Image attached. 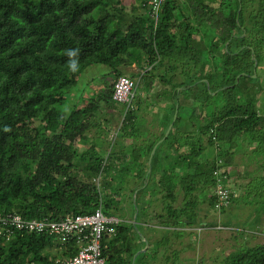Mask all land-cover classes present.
Returning a JSON list of instances; mask_svg holds the SVG:
<instances>
[{
	"label": "trees",
	"instance_id": "obj_1",
	"mask_svg": "<svg viewBox=\"0 0 264 264\" xmlns=\"http://www.w3.org/2000/svg\"><path fill=\"white\" fill-rule=\"evenodd\" d=\"M136 3L0 0V214L63 220L102 205L105 215L122 219L102 240L108 264H133L152 218L149 199L158 193L164 212L152 216L169 231L200 223L211 228L213 223L198 221L194 208L208 195L214 210L237 204L235 179L248 178L245 199L264 194V105L257 103L264 93V0H165L158 13L152 0ZM133 63L143 72L129 77L139 78L145 98L136 94L131 105L116 102L114 84ZM99 64L110 68L105 86L90 99L82 93L65 112L83 72ZM119 105L122 140L106 138L104 163L102 155L82 145L92 141L98 114ZM177 105L172 129L149 164ZM149 107L158 109L159 117L146 126L139 112ZM125 139L134 141L126 145ZM246 153H252L250 163L237 166V156L242 160ZM217 170L230 190L229 204L221 207L214 192ZM130 171L136 181L123 199L116 174ZM255 175H262L263 192L251 180ZM101 177L106 180L99 183ZM179 189L184 201L177 206ZM248 219L253 228H242L243 236L257 232L258 220ZM56 247L61 244L47 234H0V264H54L78 250L75 241ZM149 248L134 264H148ZM223 264H264V242L239 245Z\"/></svg>",
	"mask_w": 264,
	"mask_h": 264
},
{
	"label": "rangeland",
	"instance_id": "obj_2",
	"mask_svg": "<svg viewBox=\"0 0 264 264\" xmlns=\"http://www.w3.org/2000/svg\"><path fill=\"white\" fill-rule=\"evenodd\" d=\"M136 1L137 0H122V3L126 6H130L132 4H137ZM206 40H209L207 42H210V37H208ZM138 68L140 67L138 66ZM109 73H110V68L107 65L99 64L87 68L86 71L83 72V74L81 75L79 80L80 82L78 83V85H76L74 89V95L69 97L67 101V105L64 106V111L69 112L71 108L74 107V102H76V99L77 101L78 99H80L81 97L80 95L82 93L85 95V97L89 99L95 97L98 91L107 83L106 81L108 80L107 77ZM189 73L190 72L188 73L184 72V74L187 76ZM177 76H179V78H183L179 74H177ZM253 76H255V73L253 74ZM137 80L138 78H136L135 97L136 94H138L137 99L139 98V96L141 98H145V94H146L145 88L143 89L141 86H139ZM157 89H159V87ZM257 103L258 105L261 104L264 105V93L259 96ZM154 109H155L154 107L141 109L139 113L142 116L141 118H139V122L143 123L144 119H146L145 121L146 126H150L156 123L159 116L156 114L158 112V109H156V113L154 112ZM123 110H124V106L119 105L116 109L114 108L106 109L105 111L106 114H103L102 112L98 114L99 116L102 115L100 116L101 117L100 122L96 124L94 128L95 132L90 134L91 137L89 139L92 141L88 140L83 143V145L84 144L86 145L84 151L86 152L89 151V153L90 152L99 153V155H102V157H104V163H105L108 155L107 139L109 141L111 140L112 142L118 140L117 138L120 139L117 133L119 130V126L121 125L123 120V115H124ZM107 132H108V136H107ZM121 140L122 139H120V141ZM94 146L95 148H93ZM117 150H120V148H117ZM87 155L90 154L87 153ZM251 155L252 153L244 154L242 157V162H246V163L250 162ZM237 161L240 162V154L237 156ZM104 163L102 164L104 165ZM250 167L252 169L253 165H251ZM130 172H131L130 175L123 173L116 174L117 180L115 186H117V188L120 187L118 191H120L119 192L120 194L123 193L120 195L123 199L125 198L124 196H127L129 194L128 192L131 191L133 187L132 182L133 180H135L134 171H130ZM255 176L252 179L254 181L253 183L256 186L257 185L260 186L261 188L260 191L263 192L262 175L260 176L255 175ZM103 180H106L105 177H101L99 179V183L103 182ZM235 180H236L235 183L239 182L241 183V185H245L249 181L248 178L235 179ZM231 187L238 189L237 195L239 194L238 196L239 202L237 204H233L222 211L214 210V208L208 201L209 199L208 198L209 195H208L204 201H202L201 199L198 206L194 208L200 220L204 218L207 221V223L208 222L213 223V226L211 228L205 229L201 227L202 225H197L196 227H190V228L187 227L186 229L188 232L192 231L190 232V235L187 234V232L184 230L178 231V228L176 229L175 227L173 229L171 228L170 229L171 231H169L168 228L162 227V229L155 230V233L152 232L153 237L150 238L151 239L150 245L149 243L147 244L148 241L147 242L145 241V245L143 248L146 251L149 248L148 245L150 246L148 250L149 253L147 254L146 257L148 264H223L224 257L239 245L243 244L244 246L247 244L252 245V244L264 242V211L261 210V207H263L261 206L262 205L261 203L264 202V194L263 196H261V193L259 192L260 194H257V197H255L251 193V195H253L254 197L253 198L249 197L248 199H245L244 196H242V192H241L243 188L240 191V188L234 187V185H232ZM177 192L178 194L176 200L174 201V204L180 206L184 201V193L182 192L181 189H179V191ZM134 193L135 196L137 193L136 191ZM155 198L159 200L158 204L161 207L162 206L161 200L163 199L162 194L158 193ZM152 199L153 198L149 200L151 206L153 207L155 206V200L153 201ZM257 202L259 203L258 205ZM190 205L192 206L193 204L191 203ZM204 211L207 213V215L204 214L205 213ZM118 214L119 213H117V215ZM248 218H253L252 220H254L255 218V221L258 220V223L256 224L258 227L257 229L258 231L256 233L247 231L243 236V234L240 233V230H242V228L243 229L244 227H248L247 229H249V227L253 228L252 223H254V221L250 220L248 224L246 220ZM226 222L229 223H227V225H224V223ZM188 244L190 246H188ZM187 246L189 248L192 247V249H188Z\"/></svg>",
	"mask_w": 264,
	"mask_h": 264
},
{
	"label": "built area",
	"instance_id": "obj_3",
	"mask_svg": "<svg viewBox=\"0 0 264 264\" xmlns=\"http://www.w3.org/2000/svg\"><path fill=\"white\" fill-rule=\"evenodd\" d=\"M154 13H158L159 7L165 0H152ZM136 81L127 76L118 77L114 84L113 99L116 102L131 105L135 96ZM218 183L215 191L218 200L216 207L229 204V186L221 183L225 178L220 171H215ZM120 219L107 216L100 205L92 213L70 214L63 220L26 219L19 213L0 214V234H13L19 231L27 233L47 234L60 242V250L64 249L70 241H75L77 252L72 256H62L54 261V264H108L103 255L102 240L105 232L115 233V226ZM7 240L9 236L6 237ZM36 264V263H33Z\"/></svg>",
	"mask_w": 264,
	"mask_h": 264
},
{
	"label": "crops",
	"instance_id": "obj_4",
	"mask_svg": "<svg viewBox=\"0 0 264 264\" xmlns=\"http://www.w3.org/2000/svg\"><path fill=\"white\" fill-rule=\"evenodd\" d=\"M161 70L163 69V68H160ZM159 69V70H160ZM124 72H125V74L126 75H128V76H132V77H134V75H136V76H138V74L140 73V72H143V70L141 69V68H138V65L136 64V63H133L132 65H130V66H127L126 68H125V70H124ZM138 78V77H137ZM139 79V78H138ZM142 109V108H141ZM130 141L131 142H133L134 140H132V139H125V144L126 145H128V144H130ZM136 141V140H135ZM146 140H143L142 142H141V144H140V147H141V153H143V152H145V144H146ZM83 146V148H86V145L84 144V145H82ZM238 162V161H237ZM148 163H149V161H148ZM246 163V162H245ZM248 163H250V162H248ZM241 165V164H243V162H242V160H241V158H240V162H238V164H237V166L238 165ZM251 165H253V168L251 169V167H249L250 168V170H254V169H256V167H257V164L254 162V163H251L250 164V166ZM236 175V174H235ZM253 178L251 177V180H252ZM253 181V180H252ZM237 185H239V183L237 184ZM246 185V184H245ZM245 185H241V183H240V191L242 190V188H246L245 187ZM242 192V191H241ZM158 201L159 200H157V199H155V206H151L150 208H149V211H150V216L152 217V218H150V222H149V224H150V226L149 227H143L144 229H143V233H142V239L144 240V241H148L149 242V244H150V242H151V239L150 238H152L153 237V233L152 232H154L155 233V230H159V229H162V227L163 226H161V225H157L156 224V219H154L153 218V214H156V213H160V212H164V203H163V200H161V202H162V206L160 207L159 206V204H158ZM183 203V202H182ZM205 212V211H204ZM203 214V213H202ZM205 215H207V213L205 212L204 213ZM137 216V214H135L134 216H133V221H135L134 220V217H136ZM198 221H200V219H198ZM201 222H203V224H205V223H207V221L204 219V218H202V220H201ZM201 224V223H200ZM199 224V225H200ZM197 226V224L196 225H194V226H190V227H196ZM187 227H189V226H185V227H178L180 230H184V231H186L187 232V234H189L190 235V233L187 231ZM189 227V228H190ZM164 228H167V227H164ZM172 229H173V227H171ZM170 228V229H171ZM258 229V228H257ZM165 230V229H164ZM258 231V230H257ZM153 240V239H152ZM180 246H183V245H180ZM188 246H190L189 244H188ZM187 246V247H188ZM188 249H192V247H188Z\"/></svg>",
	"mask_w": 264,
	"mask_h": 264
},
{
	"label": "water",
	"instance_id": "obj_5",
	"mask_svg": "<svg viewBox=\"0 0 264 264\" xmlns=\"http://www.w3.org/2000/svg\"><path fill=\"white\" fill-rule=\"evenodd\" d=\"M256 64H257V62H256ZM255 76H256V73H255ZM177 114H178V105H177L176 112H175V114H174L173 122L169 125V127H168V129H167V131H166V133H165V135H164V137H162V139H161V140H160V141L154 146L153 150L151 151V154H150V157H149V164H151V162H152V158H153V156H154V154H155V151H156V148H157L158 144H159L160 142H162V141L165 139V137H167L168 134L170 133V131H171V129H172V126H173V124H174V121H175L176 118H177ZM134 220L136 221V217H134ZM146 242H147V240H146ZM147 244H148V242H147ZM141 251H145V249H141L140 251H138V252L136 253V255L134 256L133 264H134V262H135V258H136V256H137V254H139Z\"/></svg>",
	"mask_w": 264,
	"mask_h": 264
},
{
	"label": "clouds",
	"instance_id": "obj_6",
	"mask_svg": "<svg viewBox=\"0 0 264 264\" xmlns=\"http://www.w3.org/2000/svg\"><path fill=\"white\" fill-rule=\"evenodd\" d=\"M114 217H117V218H119L118 216H114ZM119 219H120V218H119ZM121 221H122V219H120V222H121ZM120 222H119V223H120ZM133 222H134V223H136V221H133ZM58 242H59V241H58ZM59 243H60V242H59ZM57 249H58V250H60V248H59V247H56V250H57ZM58 250H57V251H58Z\"/></svg>",
	"mask_w": 264,
	"mask_h": 264
}]
</instances>
